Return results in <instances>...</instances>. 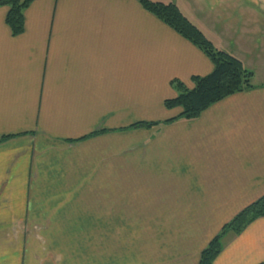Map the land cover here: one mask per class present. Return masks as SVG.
<instances>
[{"label": "crops", "instance_id": "1", "mask_svg": "<svg viewBox=\"0 0 264 264\" xmlns=\"http://www.w3.org/2000/svg\"><path fill=\"white\" fill-rule=\"evenodd\" d=\"M7 12L0 264H198L264 195V81L164 123L171 81L213 66L138 0H32L18 35ZM214 264H264V216L223 235Z\"/></svg>", "mask_w": 264, "mask_h": 264}, {"label": "trees", "instance_id": "2", "mask_svg": "<svg viewBox=\"0 0 264 264\" xmlns=\"http://www.w3.org/2000/svg\"><path fill=\"white\" fill-rule=\"evenodd\" d=\"M138 1L146 11L201 50L213 66L207 75L193 76L190 88L179 80L171 81L176 96L165 99L163 105L166 109L178 108L180 112L177 116L163 121L164 123L177 119H194L213 103L253 87V72L240 59L216 48L212 41L182 13L176 4L158 0ZM31 2L32 0H0V7L8 8L5 21L13 35L22 33L23 14ZM159 123L161 122L139 121L132 124L131 127L151 128ZM262 216H264V195L247 205L221 228L220 233L214 236L201 251L198 264H214V260L222 248L223 235L227 232L239 233L256 218Z\"/></svg>", "mask_w": 264, "mask_h": 264}, {"label": "rangeland", "instance_id": "3", "mask_svg": "<svg viewBox=\"0 0 264 264\" xmlns=\"http://www.w3.org/2000/svg\"><path fill=\"white\" fill-rule=\"evenodd\" d=\"M158 1L176 4L189 20L214 39L217 47H225L224 50L253 72L252 81H264V34L259 33L264 30V0ZM255 20L258 24L252 25ZM253 31L258 32L253 34Z\"/></svg>", "mask_w": 264, "mask_h": 264}]
</instances>
